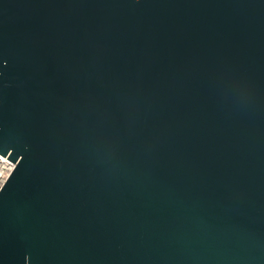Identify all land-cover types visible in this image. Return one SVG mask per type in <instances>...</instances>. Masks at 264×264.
<instances>
[{
	"label": "water",
	"instance_id": "water-1",
	"mask_svg": "<svg viewBox=\"0 0 264 264\" xmlns=\"http://www.w3.org/2000/svg\"><path fill=\"white\" fill-rule=\"evenodd\" d=\"M0 264H264V0H0Z\"/></svg>",
	"mask_w": 264,
	"mask_h": 264
},
{
	"label": "built area",
	"instance_id": "built-area-1",
	"mask_svg": "<svg viewBox=\"0 0 264 264\" xmlns=\"http://www.w3.org/2000/svg\"><path fill=\"white\" fill-rule=\"evenodd\" d=\"M13 168L14 164L7 159V156L0 155V186L4 184Z\"/></svg>",
	"mask_w": 264,
	"mask_h": 264
}]
</instances>
